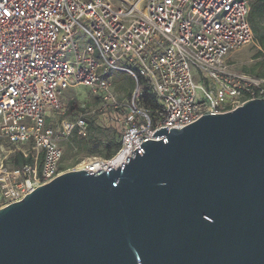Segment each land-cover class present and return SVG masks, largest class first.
I'll use <instances>...</instances> for the list:
<instances>
[{"label": "built area", "instance_id": "1", "mask_svg": "<svg viewBox=\"0 0 264 264\" xmlns=\"http://www.w3.org/2000/svg\"><path fill=\"white\" fill-rule=\"evenodd\" d=\"M241 0H0V210L68 171H108L162 128L182 129L206 115L264 99V80L230 70L228 59L253 43ZM136 79L120 101L108 78ZM139 77L153 90L159 122L143 104ZM86 88L101 109L123 117L122 147L112 159L60 169L85 116L68 118L65 94ZM56 119V120H55ZM21 153L30 164L13 167Z\"/></svg>", "mask_w": 264, "mask_h": 264}, {"label": "water", "instance_id": "2", "mask_svg": "<svg viewBox=\"0 0 264 264\" xmlns=\"http://www.w3.org/2000/svg\"><path fill=\"white\" fill-rule=\"evenodd\" d=\"M0 210V264H264V99Z\"/></svg>", "mask_w": 264, "mask_h": 264}, {"label": "trees", "instance_id": "3", "mask_svg": "<svg viewBox=\"0 0 264 264\" xmlns=\"http://www.w3.org/2000/svg\"><path fill=\"white\" fill-rule=\"evenodd\" d=\"M247 2L249 6L248 20L251 26L254 41L252 44L257 48L258 53L254 58L255 63L250 68L246 69V72L255 79L264 80V0H241ZM118 71L110 72L108 78L110 79L112 86L113 80L116 85H120V88H129L137 85V81L131 75L125 72H121L128 76L131 84L127 87L124 83L116 79ZM139 83L142 87L143 92V104L150 114L153 115V123L159 122V117L156 112L160 109V104L156 99L153 90L148 86L146 80L139 77ZM114 90V87H113ZM71 91V90H70ZM115 93V91H114ZM97 100L101 102V97L95 95ZM131 97V96H130ZM120 101H123L119 99ZM68 108V117L73 116L76 110L77 102L72 99L66 102ZM81 116V115H80ZM79 116V117H80ZM85 116V115H84ZM77 119V118H76ZM76 119H69L70 121H75ZM85 120L88 125V134L86 136H80L77 131L73 133L69 141L63 145L64 156L62 162L69 159L70 156H75L77 154H83V157H91L98 154L104 159L114 158L122 147V135L117 132L116 129L108 128L104 129L96 125L95 119H88L85 116ZM103 148V151H99ZM76 150V153L73 151ZM13 167L20 168L26 164L31 163V159H26L21 153H17L12 157ZM60 169L64 171V167L61 164Z\"/></svg>", "mask_w": 264, "mask_h": 264}, {"label": "rangeland", "instance_id": "4", "mask_svg": "<svg viewBox=\"0 0 264 264\" xmlns=\"http://www.w3.org/2000/svg\"><path fill=\"white\" fill-rule=\"evenodd\" d=\"M258 53L257 48L254 44H250L242 49L234 52L228 59V65L230 70L237 74H242L238 72H242L243 69H248L252 65H254V58ZM116 79L125 84V86H129L131 84L130 79L123 73H117ZM113 87L115 91V95L118 99L127 100L130 98L132 93L135 90V86L129 87L127 89L120 88V85H116L113 80ZM65 102H69L74 99L76 104V110L73 116H69L68 118L76 119L80 115L87 116L88 119H95L96 125L100 126L104 129L112 128L116 129L118 133L122 135V120L123 117L119 116L116 112L111 109H101L102 102L98 101L95 94H93L90 90L86 88H79L76 90H69L65 94ZM56 120V119H55ZM88 134V133H87ZM99 151H103V148H100ZM76 153V150L73 151ZM104 159V157L95 154L91 157H83V154H77L75 156H70L69 159L62 162V166L64 167V171L71 170L84 161L89 159Z\"/></svg>", "mask_w": 264, "mask_h": 264}, {"label": "bare ground", "instance_id": "5", "mask_svg": "<svg viewBox=\"0 0 264 264\" xmlns=\"http://www.w3.org/2000/svg\"><path fill=\"white\" fill-rule=\"evenodd\" d=\"M128 153L124 151L113 163V167L118 168L123 165V163L127 160Z\"/></svg>", "mask_w": 264, "mask_h": 264}, {"label": "crops", "instance_id": "6", "mask_svg": "<svg viewBox=\"0 0 264 264\" xmlns=\"http://www.w3.org/2000/svg\"><path fill=\"white\" fill-rule=\"evenodd\" d=\"M252 62L255 63V60H252ZM238 73L249 74V73L246 72V69H243L242 72H238Z\"/></svg>", "mask_w": 264, "mask_h": 264}]
</instances>
